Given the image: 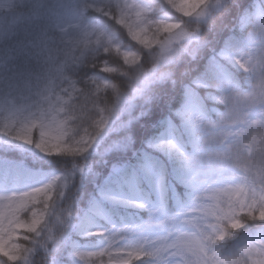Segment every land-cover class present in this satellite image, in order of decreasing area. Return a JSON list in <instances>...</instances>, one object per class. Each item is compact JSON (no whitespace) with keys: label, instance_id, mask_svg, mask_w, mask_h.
Instances as JSON below:
<instances>
[{"label":"snow or ice","instance_id":"6c2138e0","mask_svg":"<svg viewBox=\"0 0 264 264\" xmlns=\"http://www.w3.org/2000/svg\"><path fill=\"white\" fill-rule=\"evenodd\" d=\"M264 264V0H0V264Z\"/></svg>","mask_w":264,"mask_h":264},{"label":"trees","instance_id":"16d2710c","mask_svg":"<svg viewBox=\"0 0 264 264\" xmlns=\"http://www.w3.org/2000/svg\"><path fill=\"white\" fill-rule=\"evenodd\" d=\"M36 259H37V264H39V261H40L41 258L37 257Z\"/></svg>","mask_w":264,"mask_h":264}]
</instances>
